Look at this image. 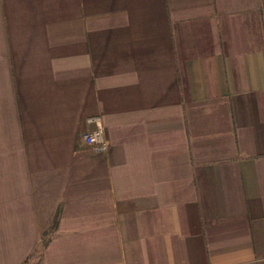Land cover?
Returning <instances> with one entry per match:
<instances>
[{"label":"crops","instance_id":"crops-1","mask_svg":"<svg viewBox=\"0 0 264 264\" xmlns=\"http://www.w3.org/2000/svg\"><path fill=\"white\" fill-rule=\"evenodd\" d=\"M56 216L37 264H264V0H0V264Z\"/></svg>","mask_w":264,"mask_h":264},{"label":"built area","instance_id":"built-area-1","mask_svg":"<svg viewBox=\"0 0 264 264\" xmlns=\"http://www.w3.org/2000/svg\"><path fill=\"white\" fill-rule=\"evenodd\" d=\"M87 121L93 124V127L89 131L82 133L81 137L83 141L90 146L92 152H101L106 148L102 127L97 116L87 118Z\"/></svg>","mask_w":264,"mask_h":264},{"label":"trees","instance_id":"trees-1","mask_svg":"<svg viewBox=\"0 0 264 264\" xmlns=\"http://www.w3.org/2000/svg\"><path fill=\"white\" fill-rule=\"evenodd\" d=\"M57 222H58V216L55 217L50 228L43 234V237L40 241L39 248H37V250L34 252V255L32 257H30L29 259H27L24 262V264H37L38 263V261L40 260V258L42 256L44 248L47 246V244L50 241L53 233L56 230Z\"/></svg>","mask_w":264,"mask_h":264}]
</instances>
